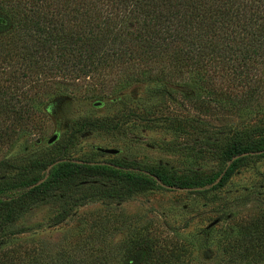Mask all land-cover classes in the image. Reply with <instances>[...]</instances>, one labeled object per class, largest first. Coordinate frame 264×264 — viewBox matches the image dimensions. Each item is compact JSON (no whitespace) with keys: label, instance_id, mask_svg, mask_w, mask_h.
<instances>
[{"label":"trees","instance_id":"trees-1","mask_svg":"<svg viewBox=\"0 0 264 264\" xmlns=\"http://www.w3.org/2000/svg\"><path fill=\"white\" fill-rule=\"evenodd\" d=\"M84 86L91 93L87 99L102 100L107 95L120 99L136 88L167 101L181 96L201 116L225 113L242 118L264 90V0H0V149L40 135L39 116L47 117L61 102L74 98L72 89ZM185 86L191 97L178 91ZM152 120L170 126L187 122L175 116ZM106 128L83 121L68 138L73 142L75 136ZM257 133V137L240 135L233 140L220 153V170L202 179H175L151 171L144 175L122 171L119 163L90 161L60 162L46 174L51 164L65 158L31 161L29 169L41 168L45 175L23 183L27 190L17 196L7 195L16 186L0 189V209L10 223L17 206L58 191L60 198L69 199L68 189L86 187L80 178L121 181L119 189L107 193L119 201L158 182L203 188L238 156L217 185L192 192L219 190L251 153L264 156V128ZM6 166L16 168L9 162ZM153 246L142 236L129 253L145 248L144 264L164 262L169 256ZM217 246L218 258L226 261H264V207L258 217L236 222Z\"/></svg>","mask_w":264,"mask_h":264},{"label":"rangeland","instance_id":"rangeland-1","mask_svg":"<svg viewBox=\"0 0 264 264\" xmlns=\"http://www.w3.org/2000/svg\"><path fill=\"white\" fill-rule=\"evenodd\" d=\"M88 90L85 86L72 89V100L61 102L47 117L39 116L40 135L23 137L15 146L0 149V189L16 186L7 195L25 192L23 183L45 175L41 168L29 169L31 161L44 163L60 157L119 163L122 171L144 175L151 171L175 179L207 178L220 170V153L225 147L240 135L257 137V131L264 128V90L253 108L244 111V120L225 113L201 116L181 96L167 101L135 88L123 98L107 95L99 100L87 99ZM178 91L191 97L188 86ZM160 116L187 122L170 126L152 120ZM83 121H96L107 128L90 130L70 142L69 134ZM53 135L57 139L48 145ZM97 148L119 153L106 155ZM7 162L16 168H8ZM80 180L87 182L86 187L68 189L69 199L60 198L58 191L27 205L11 206L15 219L10 223L0 209V264H144L145 248L129 253L142 236L169 256L153 264H264L223 260L218 258L217 246L236 222L258 217L264 207V156L246 157L221 189L202 194L170 190L157 183L119 201L107 193L119 189L121 181ZM215 220L218 224L206 229Z\"/></svg>","mask_w":264,"mask_h":264},{"label":"water","instance_id":"water-1","mask_svg":"<svg viewBox=\"0 0 264 264\" xmlns=\"http://www.w3.org/2000/svg\"><path fill=\"white\" fill-rule=\"evenodd\" d=\"M99 104H95V106H98ZM57 139V135H53L52 137H50L47 141V144L50 145L52 144L53 142H55V140ZM97 151L102 153V154H106V155H117L119 153L118 150L116 149H102V148H97ZM255 154H261L260 152L258 153H251L250 155H255ZM241 156H248V154H243ZM238 158V156L234 157L228 164L227 166L234 160H236ZM65 161H71L72 163H75V164H86L84 161H81V160H77V159H62V160H58V161H55L53 164H51L47 169H46V174H48V172L50 171V169L55 166L56 164L60 163V162H65ZM88 164H94V163H88ZM227 166H226V169H227ZM225 169V170H226ZM225 170L221 173V175L214 181L213 184L209 185V186H206V187H203V188H191V189H187V188H175V187H171V186H164L163 184H161L160 182L159 185H161L162 187H165L167 189H170V190H179V191H184V192H192V191H199V190H203V189H208L214 185H217L219 183V181L222 179L223 175H224V172ZM46 178V177H45ZM44 181V179L40 180L38 183H36L35 185H39L40 183H42ZM219 220H215L213 221L210 225L207 226L206 229H210L212 228L213 226H215L216 224H218Z\"/></svg>","mask_w":264,"mask_h":264}]
</instances>
